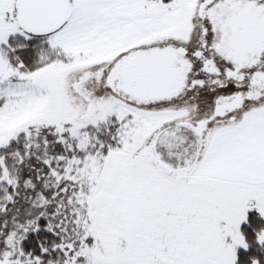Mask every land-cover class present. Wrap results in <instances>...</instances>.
<instances>
[{
    "label": "snow or ice",
    "instance_id": "1",
    "mask_svg": "<svg viewBox=\"0 0 264 264\" xmlns=\"http://www.w3.org/2000/svg\"><path fill=\"white\" fill-rule=\"evenodd\" d=\"M0 264H264V0H0Z\"/></svg>",
    "mask_w": 264,
    "mask_h": 264
}]
</instances>
